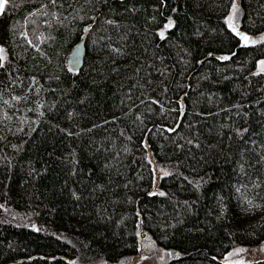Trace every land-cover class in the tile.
Masks as SVG:
<instances>
[{
	"label": "trees",
	"instance_id": "obj_1",
	"mask_svg": "<svg viewBox=\"0 0 264 264\" xmlns=\"http://www.w3.org/2000/svg\"><path fill=\"white\" fill-rule=\"evenodd\" d=\"M0 47V264L264 245V0H6Z\"/></svg>",
	"mask_w": 264,
	"mask_h": 264
},
{
	"label": "rangeland",
	"instance_id": "obj_2",
	"mask_svg": "<svg viewBox=\"0 0 264 264\" xmlns=\"http://www.w3.org/2000/svg\"><path fill=\"white\" fill-rule=\"evenodd\" d=\"M237 4V3H236ZM238 5L235 6L233 10H231L229 14V19L236 23L238 22ZM263 35H254L251 38V41L256 42L262 38ZM261 62H264L263 59L259 60L258 66L260 68H264V64ZM258 69V67H257ZM157 174V177L161 173L159 172V169H154ZM156 185V183H155ZM140 252L135 257H132L129 260V264H161L163 260V256L160 253V250L153 245V243L150 241L149 237L142 238L140 242ZM264 256V245H257L254 247H235L230 251V253L227 255L228 263L231 264H244L246 262L255 260L259 257ZM162 260V261H161Z\"/></svg>",
	"mask_w": 264,
	"mask_h": 264
},
{
	"label": "water",
	"instance_id": "obj_3",
	"mask_svg": "<svg viewBox=\"0 0 264 264\" xmlns=\"http://www.w3.org/2000/svg\"><path fill=\"white\" fill-rule=\"evenodd\" d=\"M3 10L0 11V15L2 14ZM86 54V45L84 40H80L71 50L67 63L71 70H79L80 67L84 63ZM2 62V56H1V47H0V64Z\"/></svg>",
	"mask_w": 264,
	"mask_h": 264
},
{
	"label": "snow or ice",
	"instance_id": "obj_4",
	"mask_svg": "<svg viewBox=\"0 0 264 264\" xmlns=\"http://www.w3.org/2000/svg\"><path fill=\"white\" fill-rule=\"evenodd\" d=\"M5 3H6V0H0V11L3 10ZM161 35H163V33H161ZM242 39L247 40V37L242 36ZM221 59H228V57H222ZM261 63L264 64V62H261Z\"/></svg>",
	"mask_w": 264,
	"mask_h": 264
}]
</instances>
